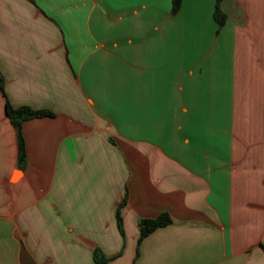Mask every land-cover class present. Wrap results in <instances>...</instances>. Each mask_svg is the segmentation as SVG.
<instances>
[{"label": "crops", "instance_id": "crops-1", "mask_svg": "<svg viewBox=\"0 0 264 264\" xmlns=\"http://www.w3.org/2000/svg\"><path fill=\"white\" fill-rule=\"evenodd\" d=\"M172 8L0 0V264H264V0Z\"/></svg>", "mask_w": 264, "mask_h": 264}, {"label": "trees", "instance_id": "trees-1", "mask_svg": "<svg viewBox=\"0 0 264 264\" xmlns=\"http://www.w3.org/2000/svg\"><path fill=\"white\" fill-rule=\"evenodd\" d=\"M222 1L223 0H215V8L213 13V18L217 23V25L219 26V28H221L227 20V15L225 14L222 8ZM182 2L183 0H173V8H172L173 14H177L180 11ZM0 91L4 93L3 79L1 76H0ZM6 113L17 130L19 164L22 166L26 161L25 142L21 131L22 124L30 119L51 116L52 112H50L49 110H35L29 106H21L18 108H14L9 102H7ZM118 220H119V224L121 225V218L119 213H118ZM171 222L172 219L168 213H163L154 219L142 220L140 222V241L145 237L149 236L150 234H152L158 228L165 227L171 224ZM95 258L97 259L99 264H104L106 262V259L103 258L98 251L95 254Z\"/></svg>", "mask_w": 264, "mask_h": 264}]
</instances>
